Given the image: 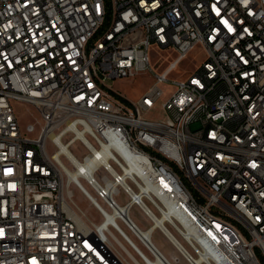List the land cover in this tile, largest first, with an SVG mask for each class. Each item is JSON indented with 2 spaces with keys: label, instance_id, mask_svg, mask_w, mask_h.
Returning a JSON list of instances; mask_svg holds the SVG:
<instances>
[{
  "label": "built area",
  "instance_id": "obj_1",
  "mask_svg": "<svg viewBox=\"0 0 264 264\" xmlns=\"http://www.w3.org/2000/svg\"><path fill=\"white\" fill-rule=\"evenodd\" d=\"M0 264H264V0H0Z\"/></svg>",
  "mask_w": 264,
  "mask_h": 264
},
{
  "label": "rangeland",
  "instance_id": "obj_2",
  "mask_svg": "<svg viewBox=\"0 0 264 264\" xmlns=\"http://www.w3.org/2000/svg\"><path fill=\"white\" fill-rule=\"evenodd\" d=\"M204 52L200 47H197L193 53H191L188 57V59L183 62L179 67L177 72L175 73L176 76H180L181 74H184L186 71H191L194 69V66L197 64H200L203 61ZM163 59H165V63H163ZM175 59V55L173 52H168L164 56L161 53H158V55H155L152 58V67L158 74H164L171 63H173ZM195 62V64H193ZM153 82L148 77H140L136 79H129V80H115V81H109L108 85L115 90L116 93L119 95L127 98L128 100L132 102H137L140 98H142L148 90L153 86ZM160 88L164 92L163 100H167L170 98V96L174 92V88L168 84H162ZM16 109L21 116V126L23 128L27 127L32 121L34 120V116H31V114L28 112V107H25L23 104L16 103L15 104ZM151 116H157L156 114H152ZM198 127V125H193L192 129L195 130ZM84 153H81L78 155L79 157H82ZM74 201L78 204V206L83 209L85 212H87L91 217L95 218L96 222H100L99 216L96 214L94 209L90 206V204L78 193V191H75L74 193ZM134 214L137 216V218L141 221H143V216L139 209H135ZM156 243L159 245L160 248L164 249L169 256L171 260H174L176 257V254L174 253L173 249L171 248L168 241L162 237L159 233H156L155 235Z\"/></svg>",
  "mask_w": 264,
  "mask_h": 264
}]
</instances>
